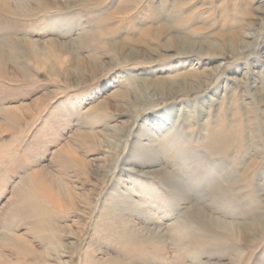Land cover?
Wrapping results in <instances>:
<instances>
[{
  "label": "rangeland",
  "instance_id": "rangeland-1",
  "mask_svg": "<svg viewBox=\"0 0 264 264\" xmlns=\"http://www.w3.org/2000/svg\"><path fill=\"white\" fill-rule=\"evenodd\" d=\"M10 1L0 264H264V0Z\"/></svg>",
  "mask_w": 264,
  "mask_h": 264
},
{
  "label": "bare ground",
  "instance_id": "bare-ground-1",
  "mask_svg": "<svg viewBox=\"0 0 264 264\" xmlns=\"http://www.w3.org/2000/svg\"><path fill=\"white\" fill-rule=\"evenodd\" d=\"M12 2L10 1V0H0V10H3V11H7L8 13H12V12H14L15 11V9L13 8V6H12ZM24 4V5H23ZM22 5L23 6H27V4L26 3H23ZM24 9V8H23ZM10 11V12H9ZM237 35V34H236ZM246 37H253L252 36V34H246L245 35ZM184 46H187V47H182V48H180V47H178V51L177 52H179V53H182V52H187V51H191V52H196L195 51V49L196 48H198L199 46L197 45L196 46V44L195 43H193V42H185V45ZM250 45H246L244 48H243V51H246L247 49H248V47H249ZM175 47V46H174ZM169 49H171V47L169 48ZM181 49H183V50H181ZM172 50V49H171ZM181 51V52H180ZM199 54H208V52L207 53H203V52H200ZM2 59H4L3 58V52H2V49L0 48V63H2ZM226 141V140H225ZM201 214V212H199V215ZM202 215V214H201Z\"/></svg>",
  "mask_w": 264,
  "mask_h": 264
}]
</instances>
